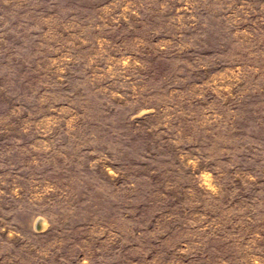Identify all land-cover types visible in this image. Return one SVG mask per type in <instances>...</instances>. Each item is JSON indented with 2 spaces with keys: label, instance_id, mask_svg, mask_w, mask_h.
Returning <instances> with one entry per match:
<instances>
[{
  "label": "rangeland",
  "instance_id": "obj_1",
  "mask_svg": "<svg viewBox=\"0 0 264 264\" xmlns=\"http://www.w3.org/2000/svg\"><path fill=\"white\" fill-rule=\"evenodd\" d=\"M0 264H264V0H0Z\"/></svg>",
  "mask_w": 264,
  "mask_h": 264
}]
</instances>
